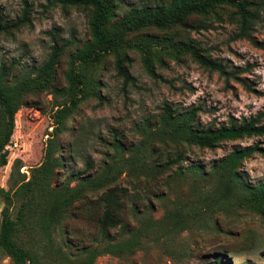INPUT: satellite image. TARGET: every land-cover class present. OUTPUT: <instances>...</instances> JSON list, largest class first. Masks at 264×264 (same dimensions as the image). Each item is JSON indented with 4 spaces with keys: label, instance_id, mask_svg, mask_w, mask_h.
Listing matches in <instances>:
<instances>
[{
    "label": "rangeland",
    "instance_id": "rangeland-1",
    "mask_svg": "<svg viewBox=\"0 0 264 264\" xmlns=\"http://www.w3.org/2000/svg\"><path fill=\"white\" fill-rule=\"evenodd\" d=\"M167 1L113 0L112 21L131 8ZM257 3V20L248 39L240 36L238 16L227 5L214 7L203 16H191L182 27L143 29L127 36L149 35L171 45H189L204 59L236 74L246 87L231 76L224 79L189 53L175 55L163 44L153 48L158 58L151 61L153 76L146 73L135 49L122 50L128 59L129 83L116 75L112 55L87 68L91 92L65 119L56 137L63 156L62 167L55 169L58 175L52 181L63 184L70 173L83 168L85 157L96 174L112 167L114 185L128 195H139L138 213L127 216V222L133 231L144 233L128 255L100 254L91 264H214L217 259L222 264H264V210L254 213L237 206L234 199L217 202L214 178L201 180L184 170L197 164L208 172L233 148L256 144L264 149V135L224 141L212 150L183 148L179 171L176 166L161 169L150 183L145 177L155 158L151 149L158 147L150 131L164 104L180 111L198 108L200 126L226 124L230 117L248 119L264 108V0ZM27 5L26 20L17 29L0 34V70L7 72L0 84L13 85L34 77L53 45L62 51L56 60L54 83L25 91L20 97L6 146L7 163L0 168V187L5 190L27 180L30 169L39 165L47 134L52 131L51 114L64 101L61 90L66 86L68 57L88 39V10L48 5L45 0H27ZM22 6L20 0H0V11L9 22L21 19ZM113 139L123 146L117 153L110 146ZM59 155L55 152L54 157ZM238 174L249 185H264V156L253 154L243 160ZM145 189L149 192L143 194ZM72 208L82 210L83 216L65 214L48 235L53 249L68 260L60 263L52 254L44 264H79L84 254L103 245L92 226L94 214L88 215V209L79 203ZM173 213L174 219H179L174 223L169 219ZM28 237L44 244L45 239L37 233ZM0 264L14 263L0 250Z\"/></svg>",
    "mask_w": 264,
    "mask_h": 264
},
{
    "label": "trees",
    "instance_id": "trees-1",
    "mask_svg": "<svg viewBox=\"0 0 264 264\" xmlns=\"http://www.w3.org/2000/svg\"><path fill=\"white\" fill-rule=\"evenodd\" d=\"M20 1L23 5L20 20L9 22L0 11V34L17 29L26 20L27 0ZM45 1H48V5L58 4L61 8L88 10V39L68 57L64 75L66 86L61 90L64 101L51 114L52 131L47 134L39 165L30 169L27 180L18 182L8 190L0 187V250L14 264H44L43 260L52 254L60 263L67 261L59 250L53 249L48 235L50 229L65 214L83 216L82 210L73 211L72 208L75 203H79L84 209H88V215L94 214L91 217L92 226L103 245L99 250L93 249L84 254V258L78 263L91 264L100 254L122 257L138 246V241L144 234L142 231H133L127 222V216L135 217L138 213L139 195H128L125 189L114 185L112 167L96 174L88 157L83 159V168L70 173L63 184L52 181L58 175L55 169L62 167L63 151L56 144V137L62 132L65 119L91 92L87 68L101 62L104 56L112 55L116 75L124 84L129 83L132 79L125 68L128 59L122 50L135 49L141 56L146 73L153 76L151 61L153 58L158 60L157 51L153 48L163 44L164 49L171 48L175 55L189 53L199 64L217 72L224 79L231 76L246 87L236 74L227 73L224 66L204 59L189 45H171L161 38L149 35L134 39L127 36L143 29L162 31L182 27L191 16H203L214 7L227 5L234 8L238 16L240 36L248 39V32L257 20L258 0H168L152 6L131 8L116 22L112 21L115 7L113 0ZM61 51L60 47L53 45L49 57L38 68L34 77H25L13 85L0 84V168L7 163L6 146L13 130L14 114L20 105L21 95L30 89L48 88L54 83V68ZM6 77L7 72L0 70V80L4 81ZM197 110L199 109L190 108L180 111L166 104L161 107L154 129L150 131V136L158 147H152L150 152L155 158L146 170L148 183L154 181V176L160 175L161 169L176 166L179 171L177 164L183 160V148L212 150L224 141L264 135V108L248 119L236 120L230 117L226 124L218 126H200L196 119ZM110 146L115 153L123 149L116 139H113ZM58 151L60 155L54 157ZM253 154L264 156V149L256 144L246 148H233L223 159L213 164L208 172L197 164L189 165L184 170L201 180L214 178L217 202L234 199L237 206L261 214L264 210V185H249L238 174L241 162ZM146 192L149 191L145 189L143 194ZM169 219L173 223L179 221L178 218L174 219V213ZM215 229L217 233L220 232L218 227ZM32 233L44 238V244L33 242L28 237ZM124 235H127L126 239L122 238ZM116 238L121 239L115 241ZM214 264H222L221 259L215 260Z\"/></svg>",
    "mask_w": 264,
    "mask_h": 264
}]
</instances>
